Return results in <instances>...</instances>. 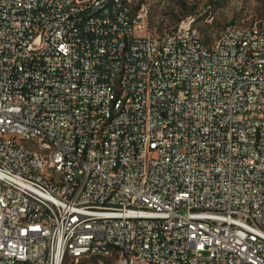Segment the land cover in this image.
<instances>
[{
  "label": "built area",
  "instance_id": "obj_1",
  "mask_svg": "<svg viewBox=\"0 0 264 264\" xmlns=\"http://www.w3.org/2000/svg\"><path fill=\"white\" fill-rule=\"evenodd\" d=\"M149 12L0 0V264H264V22Z\"/></svg>",
  "mask_w": 264,
  "mask_h": 264
},
{
  "label": "rangeland",
  "instance_id": "obj_2",
  "mask_svg": "<svg viewBox=\"0 0 264 264\" xmlns=\"http://www.w3.org/2000/svg\"><path fill=\"white\" fill-rule=\"evenodd\" d=\"M150 7L146 21L149 34L173 28L184 13L195 15L196 27L205 42H213L229 23L264 22V0H142ZM66 264H94L92 259H68Z\"/></svg>",
  "mask_w": 264,
  "mask_h": 264
},
{
  "label": "trees",
  "instance_id": "obj_3",
  "mask_svg": "<svg viewBox=\"0 0 264 264\" xmlns=\"http://www.w3.org/2000/svg\"><path fill=\"white\" fill-rule=\"evenodd\" d=\"M189 13H190L189 11H188V12H186V13H184V16H187V15H189ZM180 20H181V18H177V22H178V21H180ZM68 259H69V258H67V260H68ZM67 260H66V261H67ZM66 261H65V263H64V264H66ZM92 261H94V264H96V259H95V258H92Z\"/></svg>",
  "mask_w": 264,
  "mask_h": 264
}]
</instances>
